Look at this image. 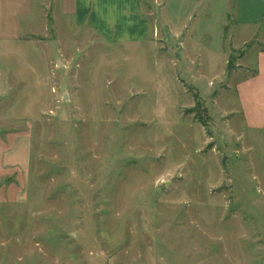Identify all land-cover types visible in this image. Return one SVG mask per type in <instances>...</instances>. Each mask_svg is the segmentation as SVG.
<instances>
[{"label":"rangeland","instance_id":"obj_1","mask_svg":"<svg viewBox=\"0 0 264 264\" xmlns=\"http://www.w3.org/2000/svg\"><path fill=\"white\" fill-rule=\"evenodd\" d=\"M142 2L138 44L58 0L0 42V264H264V76L236 89L262 36L224 0Z\"/></svg>","mask_w":264,"mask_h":264},{"label":"crops","instance_id":"obj_2","mask_svg":"<svg viewBox=\"0 0 264 264\" xmlns=\"http://www.w3.org/2000/svg\"><path fill=\"white\" fill-rule=\"evenodd\" d=\"M158 1L153 0L155 6H152L156 7ZM224 1L227 19L231 17L235 26L247 34H261L264 43V0ZM162 2L163 9L165 0ZM203 5L201 1H197L188 8H203ZM207 5L208 2H205V7ZM143 7L142 0H58V15L70 19L76 28L92 31L103 44L129 45L151 40L150 21L144 15ZM35 8L36 0H0V42H18L24 32L33 33L35 28H31L36 27L39 22L34 14ZM167 15L176 20L178 27L186 31L183 20L172 13ZM254 55L256 59L252 65L257 71L256 74L237 81L236 89L240 88L245 80L264 76V50L260 49ZM262 82L264 87V79Z\"/></svg>","mask_w":264,"mask_h":264},{"label":"trees","instance_id":"obj_3","mask_svg":"<svg viewBox=\"0 0 264 264\" xmlns=\"http://www.w3.org/2000/svg\"><path fill=\"white\" fill-rule=\"evenodd\" d=\"M228 63H229V61H228Z\"/></svg>","mask_w":264,"mask_h":264}]
</instances>
